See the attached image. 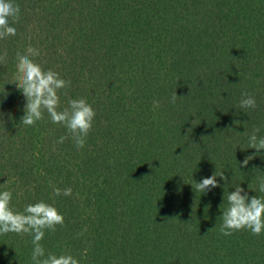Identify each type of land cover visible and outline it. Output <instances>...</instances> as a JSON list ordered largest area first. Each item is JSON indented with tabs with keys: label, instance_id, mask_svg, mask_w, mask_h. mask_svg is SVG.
I'll list each match as a JSON object with an SVG mask.
<instances>
[{
	"label": "trees",
	"instance_id": "1",
	"mask_svg": "<svg viewBox=\"0 0 264 264\" xmlns=\"http://www.w3.org/2000/svg\"><path fill=\"white\" fill-rule=\"evenodd\" d=\"M14 3L16 35L0 39V192L14 211L43 201L64 217L45 231V253L79 264H264V232L220 233L238 185L264 198V151L248 146L254 128L264 137V0ZM28 47L70 82L60 109L83 98L95 111L83 148L58 143L66 129L47 113L20 122L26 101L11 83ZM243 91L254 110L237 107ZM215 172L219 186L197 191ZM32 251L31 235H0V264H33Z\"/></svg>",
	"mask_w": 264,
	"mask_h": 264
},
{
	"label": "clouds",
	"instance_id": "2",
	"mask_svg": "<svg viewBox=\"0 0 264 264\" xmlns=\"http://www.w3.org/2000/svg\"><path fill=\"white\" fill-rule=\"evenodd\" d=\"M19 14V5L15 4L14 0H0V39L16 35V28L12 25L19 22ZM39 55L38 49L33 47L25 49L23 54L20 52L16 54L15 72L11 84L16 86L26 101L24 115L20 122L25 126H34L47 113L51 123L61 125L66 129L67 135L62 136L58 143L71 139L75 147L81 149L92 129L96 113L83 98L69 100L67 107L60 109L59 92L66 89L70 82L62 79L57 72L51 69L44 70L34 60V57ZM5 58L6 54L0 56V61H4ZM177 99L174 92L171 100L174 103ZM159 106L158 101L153 102L154 108ZM237 107L254 110L256 100L247 91H243ZM0 122L3 121L0 120ZM259 131V128H254L248 136V146L254 149L256 154L264 151V137L257 135ZM254 158L255 155L247 156L240 167H246ZM218 176L221 180L225 178L223 173L215 172L199 183H194L196 190L205 193L218 187ZM258 190L264 193V180L260 181ZM53 194L67 197L72 194V189L70 187L60 189L53 186ZM11 199L10 191L0 192V235L8 233L31 235L33 264H79L78 260L71 255L46 254L40 244L46 230L54 232L57 225L62 226L64 223V217L54 206L39 201L26 205L20 212L10 207ZM227 205L221 215V235L228 237L240 230H248L254 236H259L264 232V198L257 196L250 198L248 193L238 185L234 191L227 194Z\"/></svg>",
	"mask_w": 264,
	"mask_h": 264
}]
</instances>
